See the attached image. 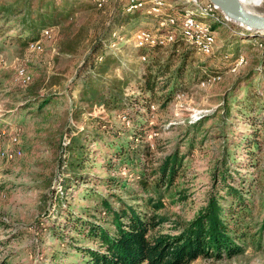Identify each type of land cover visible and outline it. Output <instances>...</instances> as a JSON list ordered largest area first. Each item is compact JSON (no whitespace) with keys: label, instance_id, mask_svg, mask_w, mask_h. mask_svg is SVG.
I'll list each match as a JSON object with an SVG mask.
<instances>
[{"label":"rangeland","instance_id":"obj_1","mask_svg":"<svg viewBox=\"0 0 264 264\" xmlns=\"http://www.w3.org/2000/svg\"><path fill=\"white\" fill-rule=\"evenodd\" d=\"M39 1L34 0L35 9ZM54 1L62 7L67 0ZM93 1L97 7H91L89 3ZM122 1L127 10L147 6V13H166L169 18L158 23L141 13L123 27L127 41L118 54L125 62L123 69L132 92L123 104L126 115L85 106L93 115L101 116L106 128L89 124L84 115L79 117L86 120L82 136L89 138L86 160L77 169V175L68 166L60 169L58 160L64 129L67 123L73 124L69 113L74 101L80 102L66 84L104 27L114 0H69L85 8L90 6L78 9L72 18L59 21L53 28L40 30L36 40L27 46L23 42L27 32L20 21L23 13L11 14V8H23L24 0H0V9H4L0 11V150L4 153L0 155V264H84L79 248L94 244L71 225L76 223L74 218L83 217L110 228L112 216L101 206V199L109 203L112 211L121 202L138 205L149 215L164 219L155 230L172 233L177 222L190 220L205 204L208 193L214 189L213 175L224 164L226 183L236 189L240 199L236 201L228 194L222 181L215 189L223 197L224 209L231 213L227 216L231 218L230 224L238 235H244L240 243L243 251L220 259L199 257L190 264H264V67L262 46L257 45L259 37L252 40L250 36L236 34L243 28L234 26V22L208 4L196 2L178 9L172 1L164 0L153 11V0ZM181 1L186 4V0ZM253 1L246 9L264 14V0L261 5ZM196 12L214 21L222 15L224 22L229 21L230 31L220 23L213 30L206 20L189 28L185 22L189 23L188 17H196ZM168 23L185 34V42L192 44L195 52L187 58L182 80L174 87L171 84L161 89L178 65L182 51L189 49L181 46L171 54L175 32H160ZM137 27L136 44L144 32L143 45H166L151 53L159 57L161 70L166 62L172 63L166 75L158 78L155 96H145L149 103L140 98L138 88L149 64L137 57L145 51L135 48L129 38ZM205 35L212 39L207 51L201 45ZM65 47L74 50L64 52ZM21 68L29 76L28 81L19 76ZM151 69L154 72L157 67ZM250 71L256 73L255 78L247 80V84L241 82L234 92L228 91ZM207 72L219 75L199 78ZM118 73L117 77L120 70ZM58 92L63 93V98L46 107L42 114L28 112L35 108L19 111L30 103L27 100L33 93ZM223 97L229 102L227 112L223 111ZM204 116L206 119L196 126ZM97 130L103 132V138L90 134ZM91 137L97 141L89 142ZM109 142L114 146H107ZM115 149H121L119 153L128 161L115 157ZM176 150L182 163L173 183L153 191L152 181L158 174L152 173L165 155ZM142 171L148 175V190L137 182ZM150 197L161 203L159 208L153 207Z\"/></svg>","mask_w":264,"mask_h":264},{"label":"trees","instance_id":"obj_2","mask_svg":"<svg viewBox=\"0 0 264 264\" xmlns=\"http://www.w3.org/2000/svg\"><path fill=\"white\" fill-rule=\"evenodd\" d=\"M170 1L174 3L175 8L181 9L184 6L181 0ZM33 2L34 0H24L22 4L23 8H20L21 5L11 8V14L23 13L20 21L25 25L24 30L27 32L25 40L23 41L26 46L36 40L37 33L40 30L43 31L44 29L53 28L60 22L72 18L78 9H86L90 6L86 5L85 8L84 5H79L78 2L69 3V0H67L60 7L56 5L54 0H40L37 9H35ZM89 4L92 5L91 7H97L96 1ZM76 5L78 6L76 7ZM145 7L147 6L127 10L126 4L122 0H115L112 6L113 9L107 15L104 27L99 32V35L90 43V46L83 54L74 76L66 84L70 94L72 96L76 95L75 97H78L80 102L74 101V106L69 113L73 124L67 123L58 145L60 148L58 159L60 169L68 166V168L70 167L69 169L78 175L79 173H76L77 169L81 168L86 160L84 155L87 154V138L89 137L87 135L82 136V131L85 130L84 126L86 125L85 118L88 119L89 124L91 122L95 123L98 128H106L101 116L93 115L90 110L85 109V106L94 105L108 112L117 111L118 114L126 115L123 104L126 100L125 97L132 92L128 87L129 77L125 69H123L125 62L120 57L122 54H118L123 52V47L127 41V39H124L123 27L130 24V21L134 20L141 13L151 16L158 23L166 21L169 18V14L167 15L166 13H147ZM0 11L3 12L4 9H0ZM195 16L201 20L209 21L212 28L220 23L230 31L231 26H228L229 21L224 22L221 18L222 15L219 16L218 21L204 17L198 12L195 13ZM233 25L243 28L234 23ZM44 26L46 27L43 28ZM138 29L139 27L135 28L129 38L133 39L132 44L135 48L145 51L142 54H138L137 57L141 62H147L149 64L138 87L139 94L141 95L140 98L145 100V96H148V98L155 96V92L158 90L160 84L158 78L166 75L167 68L172 63L166 62L164 69L161 70V66L159 67V57L156 55V57L152 56L151 53L154 51L157 52L166 45L156 42L155 44L146 43L138 46L134 39V34ZM243 29L239 32L235 31L236 34L250 36L252 40L259 37L257 45L262 46L261 57L262 66L264 67V34L245 28ZM60 30L64 33L65 28L61 26ZM231 30L234 32V29ZM167 31L175 32V37L170 43L173 50L171 54H174L181 46L189 49L187 51L185 50L186 53L182 51L178 65L169 75L165 87L161 89H166L171 84L174 87V84L182 80L187 65V58L191 52H195L194 46L185 42L184 36L177 26L168 23L160 30L161 33ZM73 50L71 47L62 49L64 52H72ZM236 58L237 55L234 56L233 61H236ZM151 67H157V69L152 72ZM118 70L121 72L119 77H117L119 74ZM213 75H219V72H207L199 78L206 79L208 76ZM255 75V72L250 71L244 77L237 79L228 91L234 92L240 87L241 82L246 83L247 80L255 78ZM62 98L63 93L60 92L48 93L47 95H36V93H33L27 100L30 103L24 107H20L19 111L25 112V110L35 108L33 109L35 111L28 112L42 114L46 107L59 102ZM78 103L81 106L77 107ZM228 103L227 98L223 97L224 112L228 111ZM148 106L149 104H147ZM81 115H84L85 118L79 119ZM204 119H206L205 116L198 120L196 126ZM98 131L90 134L103 138V132ZM106 133L108 132L106 131ZM91 141L92 143L96 142V137H91L89 142ZM106 145L112 144L109 142ZM146 149H148L147 144ZM119 152H121V149H115L113 155L122 159L123 162L128 161ZM143 152L145 151L143 150ZM181 163L182 157L178 153V150L165 155L152 173V176L158 174V177L152 181V190L157 191L161 186L166 188L170 187L181 167ZM224 165H222L221 170L219 169L213 175L215 182L214 189L208 193L205 204L197 210L190 220L177 222L172 233L155 230L156 226L161 224L164 219L156 215H149L138 205L121 202L120 207L112 211L109 203L103 199L99 201L101 206L105 210H108L112 216L110 219V228L103 226L98 221L91 222L83 217L74 218L78 224L74 223L71 227L78 234L90 239L94 244V246L79 248L84 259V264H190L199 257L220 259L223 256L232 257L240 254L243 251L240 243L244 240L241 236L244 235H238L236 229L230 224L231 218H227V216L231 215V213L224 209L223 197L220 191L215 189L218 181H222L226 192L231 194L236 201L240 199L236 189L226 183L227 175L224 172L226 171L223 167ZM147 177L148 175L142 171L137 179L139 186L146 190L149 189ZM62 182L63 180L59 182L61 188L63 187ZM148 200L153 204L154 208H159L161 205L154 197H150Z\"/></svg>","mask_w":264,"mask_h":264},{"label":"water","instance_id":"obj_3","mask_svg":"<svg viewBox=\"0 0 264 264\" xmlns=\"http://www.w3.org/2000/svg\"><path fill=\"white\" fill-rule=\"evenodd\" d=\"M209 2L228 20L236 24L239 23L246 27L245 29L264 34V14L245 9L238 0H209Z\"/></svg>","mask_w":264,"mask_h":264},{"label":"bare ground","instance_id":"obj_4","mask_svg":"<svg viewBox=\"0 0 264 264\" xmlns=\"http://www.w3.org/2000/svg\"><path fill=\"white\" fill-rule=\"evenodd\" d=\"M239 1V3H240V5L242 6V7H244L245 9L247 8V5H249V4H253V3H255V1H253V0H238ZM162 3H164V0H153V6L154 7H152L151 8V10H155V8L157 7V6H159V5H161ZM191 3H196V1L195 0H186V4H184V6H190V4ZM169 7H171V5H168ZM209 8H211V9H217L215 6H212V7H209ZM218 10V9H217ZM219 11V10H218ZM191 16H193V15H191ZM188 19H189V23L190 24H193V25H195V26H200V20L201 19H199V18H196V17H192V18H190V17H188ZM227 20V19H226ZM237 25H239V26H242V25H240L239 23H237ZM242 27H244V26H242ZM244 28H246V27H244ZM185 34H183V36H184ZM146 35H145V33L144 32H141L140 33V35L138 36V38H137V40H138V45L139 46H141V45H143L142 43H143V40H144V38H146L145 37ZM206 37H205V40L204 41H202V43H201V45H202V47L204 48V50L205 51H207L209 48H210V45H211V43H212V39H211V37L209 36V35H205ZM32 45H30V47H31ZM18 74H19V76H21L24 80H26V81H28L29 80V76H27L26 74H25V72H24V70L21 68V69H19L18 70ZM4 153H2L1 152V150H0V155H3Z\"/></svg>","mask_w":264,"mask_h":264},{"label":"built area","instance_id":"obj_5","mask_svg":"<svg viewBox=\"0 0 264 264\" xmlns=\"http://www.w3.org/2000/svg\"><path fill=\"white\" fill-rule=\"evenodd\" d=\"M197 3H202V4H208V7H212L214 6L211 2H207L204 3V1H200V0H195ZM258 4L257 5H261L263 3V0H257ZM187 24V26H189V28H196L197 26L195 25H190V23L185 22Z\"/></svg>","mask_w":264,"mask_h":264},{"label":"crops","instance_id":"obj_6","mask_svg":"<svg viewBox=\"0 0 264 264\" xmlns=\"http://www.w3.org/2000/svg\"><path fill=\"white\" fill-rule=\"evenodd\" d=\"M114 1H115V0H114ZM113 5H114V3H112V6H113ZM175 11L177 12L176 14H179V13H178V10H175Z\"/></svg>","mask_w":264,"mask_h":264}]
</instances>
